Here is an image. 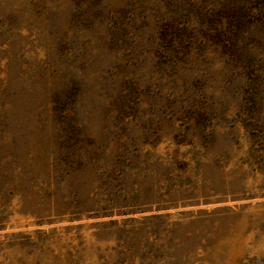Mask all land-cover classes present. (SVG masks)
<instances>
[{"label": "rangeland", "instance_id": "374dc122", "mask_svg": "<svg viewBox=\"0 0 264 264\" xmlns=\"http://www.w3.org/2000/svg\"><path fill=\"white\" fill-rule=\"evenodd\" d=\"M0 264H264V0H0Z\"/></svg>", "mask_w": 264, "mask_h": 264}]
</instances>
